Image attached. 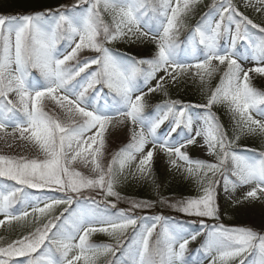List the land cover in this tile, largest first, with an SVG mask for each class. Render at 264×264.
I'll return each instance as SVG.
<instances>
[{
	"label": "snow or ice",
	"instance_id": "obj_1",
	"mask_svg": "<svg viewBox=\"0 0 264 264\" xmlns=\"http://www.w3.org/2000/svg\"><path fill=\"white\" fill-rule=\"evenodd\" d=\"M200 3L73 0L0 14V141L9 149L0 153V228L22 229L0 237V264H264V224L221 222L226 207L264 202V150L240 144H264V91L253 84L264 78V0H242L254 18L235 0H212L189 28ZM116 42L152 46L151 55ZM189 80L200 102L169 97ZM153 94L163 101L151 105ZM162 159L195 195H121L126 183L159 190ZM157 205L187 219L138 214Z\"/></svg>",
	"mask_w": 264,
	"mask_h": 264
},
{
	"label": "rangeland",
	"instance_id": "obj_2",
	"mask_svg": "<svg viewBox=\"0 0 264 264\" xmlns=\"http://www.w3.org/2000/svg\"><path fill=\"white\" fill-rule=\"evenodd\" d=\"M206 0H201V3L197 6L194 13L187 18V23L189 28L194 26L196 21L199 20L200 16L203 15L205 11L208 10ZM211 4L212 0H208ZM235 2L240 5L241 11H246V14L250 16V18H254L253 13L250 9L245 10L242 5V0H235ZM73 3V0H65L64 5H70ZM3 14V13H0ZM106 20L110 22V17H107ZM187 31L185 30L181 34V39L187 35ZM112 47L120 50L126 51L130 54L136 55L138 57H150L151 55V47L152 46H140L137 48L136 46L125 45L121 42H116L112 45ZM218 82V78L213 80L212 86ZM254 86L261 91H264V78L256 77L253 81ZM106 91V90H105ZM169 97L172 99H181L184 102H200L202 95L197 83L188 81L186 84H182L178 87H173L169 89ZM164 97L161 94H153V98L151 100V105H155L161 103ZM148 111H153V108L150 107ZM214 111L217 112V115L221 117V122L227 123L229 121V116L227 114V110L223 107L215 108ZM243 148H251L255 149L257 152L264 150V144L261 142V138L259 137H246L242 138L240 142ZM117 150V144L114 142L110 152L107 154L106 158H111V152ZM9 149L6 148L3 141H0V153H6ZM190 155L194 158L197 156V149L195 146H192V151ZM155 171L157 175V183L160 185L159 190H156L149 186L148 184H135V183H126L121 185L118 190L121 192L122 196L133 198V199H151L157 200L159 198H166L170 202H175L178 199H181L185 196L195 195L194 186H189V182L184 181L181 182L179 178H174L171 172L166 171V160H159L155 164ZM223 195V192L220 193ZM221 204H224V200L219 201ZM228 204H231V201H228ZM118 207L127 208L128 204L121 201L118 204ZM164 214L169 216H176L182 219H187L182 216V214L174 212L172 209L167 207H160L157 205L155 209L152 210H144L143 215H151V214ZM208 223H213V221H207ZM221 222L225 223L228 226H245L252 227L256 231H260L261 225L264 224V202L256 201L253 204L247 205L246 210H239L233 212L231 207H226L224 209V214L222 215ZM19 226H17L16 230L19 231ZM2 228H0V236L2 234ZM93 241L96 243H108L111 242L108 237L103 234H96L92 237ZM190 248L197 249L199 248L198 241L193 242L190 245ZM195 254V253H193Z\"/></svg>",
	"mask_w": 264,
	"mask_h": 264
},
{
	"label": "trees",
	"instance_id": "obj_3",
	"mask_svg": "<svg viewBox=\"0 0 264 264\" xmlns=\"http://www.w3.org/2000/svg\"><path fill=\"white\" fill-rule=\"evenodd\" d=\"M64 2L65 0H0V13L5 15L32 13L49 8L54 9L62 5ZM205 3L210 5L208 0H206ZM16 228L14 231H5L2 228L3 231L0 237H3L5 240L13 238L19 231L22 230L19 229V231H17ZM197 241L200 245V240L198 239Z\"/></svg>",
	"mask_w": 264,
	"mask_h": 264
}]
</instances>
